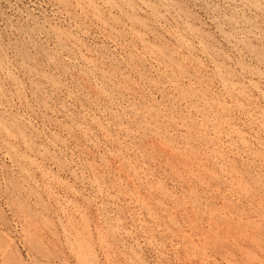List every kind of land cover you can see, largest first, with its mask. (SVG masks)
I'll return each instance as SVG.
<instances>
[{"label": "rangeland", "instance_id": "1", "mask_svg": "<svg viewBox=\"0 0 264 264\" xmlns=\"http://www.w3.org/2000/svg\"><path fill=\"white\" fill-rule=\"evenodd\" d=\"M260 51L264 0H0V264H264Z\"/></svg>", "mask_w": 264, "mask_h": 264}, {"label": "bare ground", "instance_id": "2", "mask_svg": "<svg viewBox=\"0 0 264 264\" xmlns=\"http://www.w3.org/2000/svg\"><path fill=\"white\" fill-rule=\"evenodd\" d=\"M251 1V0H250ZM169 3H171V1L169 2ZM233 3V2H232ZM260 2H258V4H259ZM172 4V3H171ZM170 5V4H169ZM176 3H175V7H176ZM172 6H174V5H172ZM178 7V6H177ZM217 7V6H216ZM179 10H180V6H179ZM181 11V10H180ZM225 18H227V17H225ZM140 20V19H139ZM145 23V22H144ZM241 25V24H240ZM256 25V24H255ZM141 26L142 27H144V28H147L148 26H146L145 24H143V22L141 23ZM193 33V32H192ZM141 38V37H140ZM246 39V38H245ZM242 44V43H241ZM245 48H247V47H245ZM259 51V50H258ZM253 52V51H252ZM38 55V54H37ZM209 55V54H208ZM256 55H258V56H261L262 58H263V60H264V55H262V53H261V51L260 52H256ZM166 57V56H165ZM172 60V59H171ZM264 62V61H263ZM174 63V62H173ZM179 65V64H178ZM177 65V66H178ZM179 66H181V65H179ZM180 68V67H179ZM192 76V75H191ZM154 82V81H153ZM29 108V107H28ZM198 110V109H197ZM153 120V119H152ZM162 125V124H161ZM168 125V124H167ZM172 135V134H171ZM10 147V146H9ZM11 149V148H10ZM15 152V151H14ZM154 152V151H153ZM13 153V152H12ZM18 154V153H17ZM28 176V175H27ZM58 177V176H57ZM26 210V209H25ZM25 210H24V212H25ZM22 211V210H21ZM29 212V211H28ZM26 213V212H25ZM24 214V213H23ZM30 214V213H29ZM27 215V214H26ZM250 215V214H249ZM28 221H30V220H28ZM55 237V236H54ZM6 246V245H5ZM8 246V245H7ZM6 246V247H7ZM33 247V246H32ZM40 248V247H39ZM37 249V248H36ZM41 250H42V248H41ZM81 256V255H80ZM81 258L82 257H80V260H81ZM86 260V259H85ZM83 262H84V259H83ZM82 262V263H83ZM85 263H86V261H85Z\"/></svg>", "mask_w": 264, "mask_h": 264}]
</instances>
